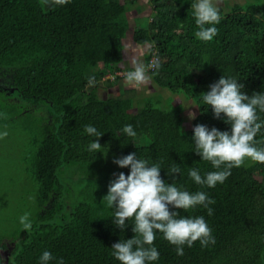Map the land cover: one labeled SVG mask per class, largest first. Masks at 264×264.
Segmentation results:
<instances>
[{
  "label": "trees",
  "instance_id": "16d2710c",
  "mask_svg": "<svg viewBox=\"0 0 264 264\" xmlns=\"http://www.w3.org/2000/svg\"><path fill=\"white\" fill-rule=\"evenodd\" d=\"M137 1L71 0L52 7L43 0H0V110L7 109L12 118H30V110L40 106L49 115L36 126L37 148L28 168L38 188V205H48L14 242L6 263L0 254V264H40L45 250L63 258L64 264H120L111 246L134 235V220L121 231L103 197L113 173L127 175L130 170L113 163L114 157L132 152L150 164L162 162L161 177L167 183L192 193L204 191L215 201L209 205L212 215L202 206L177 210L182 216H203L215 244L201 247L196 241L184 246L180 256L157 231L154 245L160 255L152 264H264V163L246 158L211 188L188 176L190 168L199 169L201 176L217 170L194 152L193 127L230 130L224 114L214 118L211 106L203 102L208 86L222 75L242 83L241 91L248 95L264 93V1L235 2L227 10L217 6L222 19L211 41L195 35L199 29L192 5L197 0H149L146 24L135 18L132 41L147 44L146 65L153 52L160 62L148 74L172 94L196 101L191 128L184 126L182 109L164 108L160 99L142 100L134 89L115 96L99 94L100 84L110 88L113 83L107 73L131 70L122 65L124 39L127 12ZM89 77L95 78L93 86ZM125 77L116 75L115 80ZM14 96L28 106L10 104ZM257 115L264 120L258 108ZM126 124L133 126L134 137L122 133ZM85 125L103 132L98 138L101 152L88 150L97 138L84 131ZM144 139L148 143L140 142ZM254 139L258 148L264 147V128ZM173 164L181 173L171 177L167 172ZM66 172L77 173V183L84 187L83 199L73 205L60 178Z\"/></svg>",
  "mask_w": 264,
  "mask_h": 264
},
{
  "label": "clouds",
  "instance_id": "9594fccd",
  "mask_svg": "<svg viewBox=\"0 0 264 264\" xmlns=\"http://www.w3.org/2000/svg\"><path fill=\"white\" fill-rule=\"evenodd\" d=\"M52 7L63 6L71 0H43ZM198 31L195 35L202 41H211L217 34L216 24L222 19L219 8L213 0H197L192 5ZM131 70L126 73V83L139 87L150 81L149 68H159V60L145 65L138 59H132ZM89 86L95 84V78H88ZM209 91L203 92V102L211 106L214 118L221 119L224 114L225 122L230 130L221 131L216 127L209 128L204 124L193 127L192 140L195 144L194 152L201 159L209 161L216 171H210L201 176L199 169L190 168L188 176L198 185L215 187L223 183L231 174L233 167L244 165L245 159L264 163V147L256 146L255 137L264 128V120L257 115V108L264 112V93L253 92L248 95L241 90L242 83L230 77L220 76L211 83ZM195 113H189V119H194ZM84 131L93 139L88 150L100 151L102 148L98 138L103 132L91 125H85ZM122 133L134 137L136 132L131 124L122 128ZM7 136V132H0V139ZM101 152V151H100ZM113 163L120 168H129L127 175L123 172L113 173L114 179L108 183L107 194L103 197L109 208L114 209L112 222L121 231L127 227L129 219L134 220L129 239L119 240L112 244V255L120 264H152L159 259V251L154 245L156 232L163 233L164 238L175 246L176 254H184V246L192 247L199 241L201 247L215 244L212 229L203 216H182L180 211L202 206L209 215L213 209L209 207L215 201L204 191L189 192L174 183H167L161 177V164L149 163L146 159L137 158L136 152L121 157H114ZM178 164L169 167L167 174L174 177L180 174ZM23 230L31 227L28 214L20 217ZM56 260L57 264H64L63 258H56L45 250L39 257L40 264H49Z\"/></svg>",
  "mask_w": 264,
  "mask_h": 264
},
{
  "label": "rangeland",
  "instance_id": "374dc122",
  "mask_svg": "<svg viewBox=\"0 0 264 264\" xmlns=\"http://www.w3.org/2000/svg\"><path fill=\"white\" fill-rule=\"evenodd\" d=\"M148 1L149 0H138L127 12L129 27L124 39L125 50L131 53L132 48L133 51L137 48L138 52H135L134 55H139L140 60L146 56L148 46L147 44H135L132 41V32L135 26V17H138L136 21L140 25H145L149 19L151 5ZM263 1L264 0H213V3L216 6L221 5L227 10L229 5L235 2L258 3ZM138 6L141 8L136 10ZM128 57L129 54H126V58ZM141 62H143V60ZM143 63L146 65V62ZM122 65L124 66L125 64ZM108 76L109 73H107L105 77L110 79ZM150 78L147 84L139 87L128 85L125 79L119 81L110 79L114 83V85L112 84L113 87L107 88L105 84L102 83L99 85L98 91L101 95L115 96L122 93L124 89H134V93L142 100L152 98V100L156 101V99H160L162 107L164 108L176 106L182 109L184 126L185 128H191L193 119H189V113L192 112L195 113V116L197 115L198 110L196 101L186 97L182 93L172 94L168 89L160 87L151 76ZM11 98L13 99H10L9 103H14L17 108L18 106H28L15 96ZM3 104L4 102H2L0 106L2 107ZM139 105L140 103H136V107ZM29 109H31V107L27 110ZM30 111H32V116H30V118L24 114L12 118L8 115L9 111L7 109L3 110L1 108L0 110V132H7V136L0 139V240H2L0 254L3 263H6L10 251L13 249L14 242L18 243L27 231L22 229L23 226L20 223V217L27 213L29 221L32 224L37 214L41 213L43 207L48 205L42 208L38 205V188L36 183L32 180L28 168L37 148V144L35 143L38 135L36 126L40 123L41 117H49V115L45 110H42L40 106H38L35 111L32 109ZM140 142L148 143L146 139ZM77 175L78 174L75 172L71 174L66 172L60 175L63 185H65L66 189L69 188L67 195L70 205L83 199L82 190L84 187L82 183H77Z\"/></svg>",
  "mask_w": 264,
  "mask_h": 264
},
{
  "label": "crops",
  "instance_id": "0c3cea01",
  "mask_svg": "<svg viewBox=\"0 0 264 264\" xmlns=\"http://www.w3.org/2000/svg\"><path fill=\"white\" fill-rule=\"evenodd\" d=\"M136 18V17H135ZM135 18H134V20H135ZM131 53L130 52H128L127 50H125L124 49V53H126V54H129V57L128 58H126V54H124V58H123V64H125L124 66L126 67V68H131V63H130V61L132 60V59H138V60H140V58H139V55H134L135 54V52L137 53L138 51H137V48L136 49H134V51H133V48L131 49ZM141 56V55H140ZM143 60V62H145V57L142 59ZM142 60H140V61H142ZM113 85H114V83H112ZM111 87H113L112 85H111Z\"/></svg>",
  "mask_w": 264,
  "mask_h": 264
},
{
  "label": "built area",
  "instance_id": "2783aa9c",
  "mask_svg": "<svg viewBox=\"0 0 264 264\" xmlns=\"http://www.w3.org/2000/svg\"><path fill=\"white\" fill-rule=\"evenodd\" d=\"M156 58H155V52H153V54H152V56H151V58H150V60H149V63H148V65H150L154 60H155ZM150 69V68H149ZM124 70H122V71H117V72H115L114 74H109V76L108 77H110V79H115V77H116V75H118V76H124L127 72L125 71L124 73Z\"/></svg>",
  "mask_w": 264,
  "mask_h": 264
}]
</instances>
